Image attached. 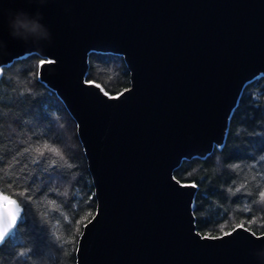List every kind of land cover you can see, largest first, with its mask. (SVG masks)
<instances>
[{
	"label": "water",
	"instance_id": "water-1",
	"mask_svg": "<svg viewBox=\"0 0 264 264\" xmlns=\"http://www.w3.org/2000/svg\"><path fill=\"white\" fill-rule=\"evenodd\" d=\"M17 12L40 26L27 40L10 34ZM92 53L122 56L130 87L88 82ZM32 54L95 190L77 264H264V233L201 235L198 188L174 176L224 146L245 87L264 77V0H0V74Z\"/></svg>",
	"mask_w": 264,
	"mask_h": 264
},
{
	"label": "trees",
	"instance_id": "trees-1",
	"mask_svg": "<svg viewBox=\"0 0 264 264\" xmlns=\"http://www.w3.org/2000/svg\"><path fill=\"white\" fill-rule=\"evenodd\" d=\"M41 61L32 54L0 74V196L20 204L15 228L0 242V264H77L80 236L96 213L77 125L39 80ZM87 81L112 96L131 83L123 57L105 53L90 54ZM174 176L198 188L193 213L201 235L239 226L264 233V77L245 87L224 146L184 160Z\"/></svg>",
	"mask_w": 264,
	"mask_h": 264
},
{
	"label": "snow or ice",
	"instance_id": "snow-or-ice-1",
	"mask_svg": "<svg viewBox=\"0 0 264 264\" xmlns=\"http://www.w3.org/2000/svg\"><path fill=\"white\" fill-rule=\"evenodd\" d=\"M47 63L50 64L52 61H47ZM44 64L45 61L40 62L41 67ZM45 147H47V145H45ZM37 151L40 152V149H37ZM51 151L55 152L56 149L53 148ZM41 155H43V152H41ZM192 187H195V185H192ZM260 196L264 198V192H261ZM0 200L6 202L3 211H0V242H3L10 230L13 229L17 223L20 215V204L16 199H10L7 195L0 196ZM225 235H230V233H225Z\"/></svg>",
	"mask_w": 264,
	"mask_h": 264
},
{
	"label": "clouds",
	"instance_id": "clouds-1",
	"mask_svg": "<svg viewBox=\"0 0 264 264\" xmlns=\"http://www.w3.org/2000/svg\"><path fill=\"white\" fill-rule=\"evenodd\" d=\"M27 13L17 12L15 14L16 18H13L9 22V26L12 29L11 35L13 38H20L27 40L29 36L34 35L39 29V24L35 21H23L18 19V17H27Z\"/></svg>",
	"mask_w": 264,
	"mask_h": 264
},
{
	"label": "rangeland",
	"instance_id": "rangeland-1",
	"mask_svg": "<svg viewBox=\"0 0 264 264\" xmlns=\"http://www.w3.org/2000/svg\"><path fill=\"white\" fill-rule=\"evenodd\" d=\"M107 93V92H106ZM110 95V94H109Z\"/></svg>",
	"mask_w": 264,
	"mask_h": 264
}]
</instances>
